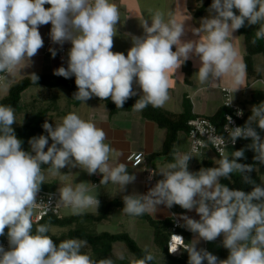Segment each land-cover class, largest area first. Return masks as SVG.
I'll return each mask as SVG.
<instances>
[{"label": "clouds", "instance_id": "clouds-1", "mask_svg": "<svg viewBox=\"0 0 264 264\" xmlns=\"http://www.w3.org/2000/svg\"><path fill=\"white\" fill-rule=\"evenodd\" d=\"M207 11L199 27L191 28L198 39H185L183 23L165 19L163 11L150 10L149 16L139 21L142 35L124 34L131 40L125 55L112 51L121 21L113 0H0V88L7 91L12 78L32 66V58L44 46L39 28L49 23L53 44H71L67 67L56 68L53 75L75 77L77 91L73 98L84 104L96 97L110 99L117 109H123L126 101L139 96L133 111L149 105L163 107L170 99V76L190 59L198 66L196 75L201 85L214 87L225 76L239 83L246 65L239 59L233 33L246 24L259 25L252 42L264 39V0H212ZM49 52L53 58L57 55L55 48H49ZM30 75L37 83L39 77ZM231 104L229 100L226 105ZM243 114V110L236 112L238 117ZM226 120L224 131L231 144L235 145L238 138L250 139L246 148L255 153L254 164L264 165V137L260 135L264 131V101L251 107L243 126L231 127V116ZM13 124H17L15 110L0 105V236L6 235L8 242L7 249L0 244V264H114L111 257L95 260L83 252L86 240L71 238L57 244L48 234L47 224H37L33 231L34 209L39 206L38 194L46 182L43 165L48 166L50 176H59L62 181L67 175L61 172L65 167L79 168L88 175L101 174L99 185L118 184L123 192L135 181V175L116 159L121 154L105 143V131L70 112L55 126L46 120L42 128L47 135L31 137L30 150L26 151ZM209 139L221 152L218 166L191 172L189 161L194 156L175 151L173 162L150 172L149 179L156 175L162 178L146 194L123 196L122 211L140 216L156 213L158 205L194 210L198 220L187 215L181 219L182 226L195 238L184 245L182 236H172L188 253V264H264V185L255 183L249 175L255 170L254 164L237 162L245 158V148L233 151L230 159L219 148L227 146L223 136ZM234 172L247 174L243 178L251 185L250 191L220 182ZM90 192L87 182L63 184L57 189V207L69 208L73 215L92 208L97 211L100 201ZM49 196L50 205L53 194ZM221 236L222 246L228 250L226 259L197 247L200 240L213 242ZM178 251L176 245L169 247L172 254ZM116 255L125 258L122 253ZM156 259L146 246L143 257L133 256L129 264H155Z\"/></svg>", "mask_w": 264, "mask_h": 264}, {"label": "crops", "instance_id": "crops-1", "mask_svg": "<svg viewBox=\"0 0 264 264\" xmlns=\"http://www.w3.org/2000/svg\"><path fill=\"white\" fill-rule=\"evenodd\" d=\"M207 1L208 0H113V2H115L119 7L121 21L120 25H118V35L114 37V47L112 51L122 52L127 55V51L131 47V40L130 38L125 37L124 34L131 33L137 36L142 35L143 30L139 25V21L142 18H147L150 10L152 13L157 10L163 11L165 13V19L171 17L178 23H183L186 30L185 39H198V37H194L192 35L191 28L199 27V21L201 18L208 16L207 9L211 4L206 6ZM45 7H48V5H45ZM203 7L205 8L201 11ZM255 26L257 25H250L251 28ZM50 29V23L48 25L40 26L39 31L44 40V46L39 49L38 54L32 58V66L22 70L21 74L12 78L10 86L26 77H31L30 74L32 73H35L36 75H53V71L56 68L60 66L67 67V52L70 49L71 44L65 43L62 47L60 45L53 44L49 36ZM233 35L235 36L233 41L234 46L240 54L239 59L246 65L247 47L245 34L241 33L239 29L234 32ZM49 48H55L57 50L55 58L51 56ZM173 50L175 51V46H173ZM252 69L254 73L252 76H249L246 66L245 73L239 83H236L231 76H225L221 80L217 81L214 87H211L208 85H201L198 82L196 75V72H198V66L194 60L190 59L186 61L176 73L170 76V99L163 107L160 108L174 115L189 114L192 118L196 116L213 118L219 113L227 110L223 102L224 97L222 89L229 88L231 89L233 103L244 109L245 114L251 113V107L253 105L264 101V52L254 54L252 56ZM69 79H75V77ZM67 90L71 93L72 97L71 99H68L70 102L68 112L66 114L62 115V113H59V104H56V102H58L57 97L56 99H54L55 97L51 98V102L47 103L46 107L36 108L40 105L39 100L41 96H43L41 95L43 93L42 90H39V92L36 91L37 93H35V96L30 95L31 101L28 103V105H31V107L35 110H30L25 115L19 111L15 114L17 119L18 116H20L22 124L26 121L27 117L39 115L44 109H46L47 112L44 120H47L50 124L55 126V123L60 122L61 119L68 113L80 112L78 115H80L81 118L95 122L98 127L105 131L107 137L105 143L109 144L110 147L121 154L119 157H116V159L118 162L124 163L127 166V171L130 174H134L136 179L133 183L127 185L125 191L123 192L118 184L109 182L108 184L99 185L102 178L101 174L88 175L85 171L79 168L69 169L65 167L64 169H61V172L62 174L67 175L62 181L59 176L53 177L46 174L48 166L43 165L42 168L45 170L46 182L53 184L55 189L54 191L56 192L59 187L66 183H89V188L91 189L90 194L97 196L100 201V205L97 211L95 210L94 212H90L86 210L83 214H98L99 211L111 201L123 202L122 198L124 195H129L134 192L146 194L148 190L155 185L156 181L162 178L159 175H156L149 179V172L151 170H153V172H158L162 166L173 162V157L170 158L169 155L163 152L168 131L159 127L155 122L144 118L142 111L137 112L130 109L111 114L110 109L105 105V103L97 100L95 97L86 101V104H84L83 102L77 101L73 98V93L77 90ZM72 99H74V102L71 101ZM22 116H24V118H22ZM219 119H221V117ZM187 132L188 128L187 131L178 133L177 140L173 144V147L174 152L179 151L181 153H191L193 156H202L200 163L189 162V171L197 172L201 168L218 166L216 162L222 157H219L210 148L205 149L199 154H194L190 151V139ZM260 133L264 137V131H260ZM181 134H184V136L182 137ZM233 151H235L234 148H230L227 152V156L230 159ZM139 152L144 154V161L140 166H133L127 161V157L130 153ZM119 208L122 210L121 207ZM116 209L117 208L111 212L109 220L98 224L100 226L99 229L97 225L98 232L110 233L109 231H100V229L103 228L102 225L105 224V222L107 223L111 221V217H113ZM157 209L156 213L145 214L153 220L161 223V227L163 222L171 225L169 228L165 227L163 229L165 234L163 238L164 243L169 241L171 227L175 219H179L183 224L184 221L181 219L182 215H187L190 218L197 220L199 219V216L194 210L187 211L180 208L178 205H174L171 209H168L164 205H158ZM120 214L129 220L131 218L144 219L139 216H128L125 213ZM71 215H73L72 212L64 213L61 216L68 217ZM135 222V220H132L131 223L128 221V224L130 223V225L133 226ZM147 223L149 222L147 221ZM178 231L184 236L185 245L189 244L195 238V234L188 231L185 227L180 228ZM122 232L125 231L112 234ZM222 239L223 237L221 236L213 242L200 240L197 247L207 249L220 259V254L223 249ZM156 245L165 255L166 264H188V253L183 251V247H180V251L176 255H171L168 253V247L166 251L158 244ZM115 254L113 252L112 258L116 257ZM204 264H207V262L205 261Z\"/></svg>", "mask_w": 264, "mask_h": 264}, {"label": "trees", "instance_id": "trees-1", "mask_svg": "<svg viewBox=\"0 0 264 264\" xmlns=\"http://www.w3.org/2000/svg\"><path fill=\"white\" fill-rule=\"evenodd\" d=\"M212 0H208L206 6L211 4ZM205 7L201 9L203 11ZM259 25L251 28L246 24L245 27L240 29L241 33L245 34L247 55H246V66L248 75L252 76L254 71L252 69V56L254 54L264 52L263 40H256L255 43L252 41L255 39V33L258 30ZM39 80L37 83H33L31 77H26L17 83L10 86L7 96L0 99V105H10L14 110L15 114L20 111L21 97L22 94L30 87L33 86H43L45 88L53 89L58 87H64L70 90H77L75 85V79H65L63 77L53 76V75H37ZM96 98V97H95ZM139 97H132L124 104L123 109H117L115 104L110 100H100L105 103V105L110 109L111 114H114L118 111H126L132 109L135 101ZM49 109V108H48ZM46 109L42 111L41 114L36 116L27 117L26 121L22 124H13L17 138L21 139L24 143L22 145L23 149L28 151L30 146L28 140L33 136L46 135L44 129L42 128L43 123L45 122L44 117L46 114ZM226 110L219 113L216 117L210 118L218 127L221 126L223 116ZM142 115L144 118L155 122L159 127L166 129L167 137L164 143L163 152L169 155L172 158V153L174 152L173 144L177 140L178 133L182 131H187V122L192 118L189 114L174 115L169 112L164 111L163 109L153 108L149 105L147 108L142 110ZM251 113H246L245 118L242 121L244 124L248 116ZM221 117V119H219ZM17 118V117H16ZM257 131L259 129L257 128ZM251 143V140H240L238 145L234 150H239L245 148V158L238 159L237 162L243 164H254L256 163L253 160L255 153L246 148V145ZM232 158V157H231ZM254 172L250 173L252 180L257 184H262L261 177L264 175V165L254 164ZM247 174H241L239 172H234L227 179L222 178L221 183L227 185L232 189H239L245 192L251 190V185L244 182L243 176ZM41 189L47 191H54V185L48 182H45L41 186ZM121 207L123 209L124 204L121 201H111L107 203L98 214H81V215H71L68 217L64 216H47L42 221L33 224V231L37 224H47L49 228L57 227L59 232L52 233L49 231V235L52 239L59 244L60 241L65 239H81L87 241V247L83 248L82 251L90 254L93 259L100 260L106 257H113L114 247L113 245L117 242H123L129 252L136 258H142L144 255V249L140 248L136 241L126 232L118 234H110L108 232H98L97 225L109 220L111 212L115 208ZM127 215V214H126ZM130 216V215H128ZM139 217L146 219L155 229V241L160 247L167 251L168 242L163 241L165 236L163 229L165 227L171 226L170 224L163 222L162 227L161 223L153 220L146 214L140 215ZM7 231V229L5 230ZM171 234V233H170ZM6 238L5 236H0V239ZM170 238V235H169ZM228 256V250L223 247L220 259H226ZM114 264H129V259L120 260L112 258ZM117 261V262H116ZM155 264H157L155 262Z\"/></svg>", "mask_w": 264, "mask_h": 264}, {"label": "built area", "instance_id": "built-area-1", "mask_svg": "<svg viewBox=\"0 0 264 264\" xmlns=\"http://www.w3.org/2000/svg\"><path fill=\"white\" fill-rule=\"evenodd\" d=\"M262 40L264 44V39ZM222 91H223V97H224L223 98L224 106L226 107L227 110L223 116V123L221 124L220 127H218L210 118H207L204 116L193 117L187 122V127H188L187 133L190 139V151L194 154H199L205 149L210 148L219 157H222L221 152L218 150V146L209 139L210 136H223L225 138L227 146L225 147L224 145H219V148L223 149L224 155H227V152L230 148H236L240 140H246V139L238 138L235 145H232L231 142L228 140L227 133L224 131V125L227 123L226 116L232 117V120L234 123L230 125L231 127L243 126L244 124L242 123V121L245 118V112H244V109H242L240 106L235 105L233 103V99L231 97V89L223 88ZM229 100H232L231 106L226 105ZM238 109L243 110L244 114L242 117H238L236 115V112ZM247 140H250V139H247ZM193 148H195L194 152L192 151ZM127 161L130 162L133 166H140L144 161V154L141 152L130 153L127 157ZM150 172H153V170H151ZM150 172H149L148 178L150 176ZM49 194H53V196L51 197L50 205H49V200H50ZM57 201H58V194L56 191H47V190L41 189V191L38 194L39 206L34 209V215H33L34 222L35 223L40 222L47 216L60 217L62 215L61 210L63 206L57 207ZM182 225L183 223L179 219H175L173 221V224L171 227V234H170V238L168 241V253H170L169 247L171 245H176L179 249L180 247H182L177 240H174L172 238L173 234H177V235L182 236L184 239V236L178 231L180 228L183 227ZM0 244H2L5 247V249H7L8 247L7 237L4 239H0ZM177 253L175 254L170 253V254L176 255Z\"/></svg>", "mask_w": 264, "mask_h": 264}, {"label": "rangeland", "instance_id": "rangeland-1", "mask_svg": "<svg viewBox=\"0 0 264 264\" xmlns=\"http://www.w3.org/2000/svg\"><path fill=\"white\" fill-rule=\"evenodd\" d=\"M256 67H257V65H256ZM257 68L259 69V67H257ZM8 89H9V87H8ZM8 89H7V91H5L3 88H0V99L7 96ZM39 90L40 91L42 90L43 93L41 95H43V96H41V98L39 100V104L41 106L38 105V107H36V108L46 107V104L51 102L50 101L51 98L55 97L54 99H56V97H57L58 102H56V104H59L58 105L59 113H62V115H64L68 112V106H69V102H70V101H68V99H71L72 95L67 89H64L63 87H59L57 89L56 88L49 89V88H45L43 86H35V87L29 88L27 91H25L22 94L20 111L22 113H24V115L27 114L28 111L34 109L31 107V105H28V103L31 101L30 95L35 96V93L39 92ZM71 101L74 102V99H72ZM79 113L80 112H78L77 114H79ZM22 118H24V116H22ZM21 120H22L21 117L18 116L16 125L21 124V122H22ZM181 135H182V137L184 136V134H181ZM50 144H51V140H49V145ZM45 150H47V149H45ZM201 160H202V156L195 155L193 158L190 159L189 162L200 163ZM46 174H48L47 171H46ZM261 180H262V184L264 185V175L261 177ZM88 211L94 212L95 209L94 208L88 209ZM70 212H71V209L65 208V207H63L61 210L62 214L70 213ZM120 213H124V212L120 208H117L113 214V217H111L112 218L111 221H109L107 223L105 222V224L102 225L103 228H101L100 231L101 230L102 231L103 230L109 231L110 234L116 233V232H121V231H125L126 233L128 232V233H130L131 237H133V239L136 241L137 245L140 248L145 249V247L147 246V248L156 255V258H157L156 263L157 264H166L165 255L163 254L161 249L156 245L155 240H154V227L151 224L147 223V221L144 219H137V218L133 219V218H131L129 220V219H126V217H123L122 214H120ZM132 220L136 221L133 224V226L130 225ZM128 221H130L129 224H128ZM99 228H100V226L98 225V229ZM59 230L60 229L57 227H51L50 228V231L52 233L59 232ZM113 247H114V251H113L114 254L116 252V254L122 253L124 255L125 258L122 260H126V259L130 260V258L133 257V255L129 252V250L126 248V246L123 242H117L113 245ZM115 258L118 259L117 255Z\"/></svg>", "mask_w": 264, "mask_h": 264}]
</instances>
